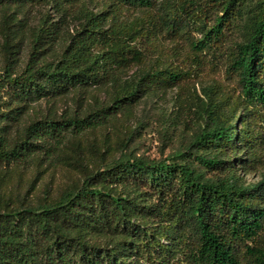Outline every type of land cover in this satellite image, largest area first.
<instances>
[{"label": "trees", "instance_id": "trees-1", "mask_svg": "<svg viewBox=\"0 0 264 264\" xmlns=\"http://www.w3.org/2000/svg\"><path fill=\"white\" fill-rule=\"evenodd\" d=\"M41 5L59 20L42 15L24 69L0 73V99L3 90L20 113L100 85L111 102L36 120L15 140L3 113L0 161L56 149L157 90L177 88L205 123L184 161L117 160L56 200L0 208V264H264V0H0L6 43L20 14ZM55 43L59 58L45 59ZM207 69L197 90L190 80Z\"/></svg>", "mask_w": 264, "mask_h": 264}, {"label": "rangeland", "instance_id": "rangeland-1", "mask_svg": "<svg viewBox=\"0 0 264 264\" xmlns=\"http://www.w3.org/2000/svg\"><path fill=\"white\" fill-rule=\"evenodd\" d=\"M43 14L59 20L53 5L33 7L26 16L20 14L23 22L12 26V38L7 43L0 26V73L7 66H13L17 71L24 69L30 59L36 26ZM2 18L0 10V22ZM78 21L77 16L68 18L64 28L73 32ZM61 52L62 46L55 43L46 49L44 57L55 60ZM168 59L185 68L188 66V62H182L171 53ZM151 60L152 63L155 58ZM142 68L128 70L122 77L128 78ZM209 77L207 69L190 82L200 90L201 79ZM1 93L0 119L3 113L14 117L6 122L7 135L11 140L24 135L26 127L36 120L87 117L108 106L112 98V89L108 86L81 87L64 95L31 101L17 113L18 109L12 110L16 105L14 99H10L3 90ZM182 99L177 88L146 93L137 103L125 107L116 115L98 120L95 126L80 132H67V137L56 149L39 152L34 158L17 164L0 161V208L30 203L36 205L47 197L56 200L67 190L79 188L87 175L99 168L109 167L117 160L144 157L169 162L184 161L189 144L205 120L198 116L192 103L185 101L182 104ZM247 177L249 180L256 179L253 175Z\"/></svg>", "mask_w": 264, "mask_h": 264}]
</instances>
